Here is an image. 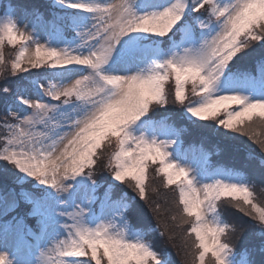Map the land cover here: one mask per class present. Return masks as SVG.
Returning a JSON list of instances; mask_svg holds the SVG:
<instances>
[{
  "label": "snow or ice",
  "instance_id": "obj_1",
  "mask_svg": "<svg viewBox=\"0 0 264 264\" xmlns=\"http://www.w3.org/2000/svg\"><path fill=\"white\" fill-rule=\"evenodd\" d=\"M48 7V15L18 6L0 15V77L45 69L2 89L0 161L36 185L25 188L16 176L18 191L0 187V264H20L7 246L24 236L51 237L29 264H171L148 239L157 229L131 218L138 201L149 202L153 165L192 220L191 264L209 256L213 264H264V202L248 165L214 164L219 147H186L188 128L167 110L171 97L181 119L218 133L225 148L252 141L259 155L248 150L246 159L264 176V0H49ZM18 11L28 18L23 27ZM6 45L19 46L10 65ZM30 89L50 102L31 99ZM97 165L106 183L96 179ZM123 184L136 195H116ZM222 201L249 218L258 244L229 243L245 222L223 219Z\"/></svg>",
  "mask_w": 264,
  "mask_h": 264
},
{
  "label": "trees",
  "instance_id": "obj_2",
  "mask_svg": "<svg viewBox=\"0 0 264 264\" xmlns=\"http://www.w3.org/2000/svg\"><path fill=\"white\" fill-rule=\"evenodd\" d=\"M13 5L18 6L19 8H28L31 9L33 7L39 8L41 12L45 15H48L51 12V9L48 7L49 0H10ZM14 50V48H12ZM11 50V51H12ZM45 72V69L35 70L33 69L29 73H20L17 76H11L9 74H5L4 77H0V124L3 123L5 113L2 112L5 108V97L6 94L2 92V89L5 87H10V83L17 85L24 84L26 77H32ZM10 97V94H7ZM171 97L169 98L168 112L172 114L173 119L177 123L178 126L184 125L188 128V134L185 136V145L188 144H203L205 149L210 152H215L216 148L219 147L223 149L220 155H213L212 162L214 164H224L227 166H234L238 168H243L245 165H248L247 171L250 172L251 179L255 184V194L256 199L264 202V176L260 175L258 172H252V168L254 166V162H250L246 159L247 151L254 150V154L259 155V147L255 145L252 141L248 140L246 137H242L241 140L247 147H242L239 150H233L232 148H225L224 142L218 133H213L211 129L208 128H200L194 127L187 120L181 119L180 115L182 109L179 105H173L171 103ZM189 99H194L189 94ZM163 110H161L162 114ZM202 124H213L212 121H204L200 122ZM0 131L5 133L3 127H0ZM262 133H264V129H262ZM5 135V134H4ZM2 135L1 137H3ZM0 150H2V145H0ZM105 158L108 153L111 151V147L107 145L105 142L104 147ZM0 169H6L4 175H0V187H15L16 190H19V186L13 183L12 178L19 176L24 183L25 188H32L33 185H36L35 181H31L28 183L26 179L23 178L22 173H18L15 169H12L11 165H6V162L0 161ZM97 175L96 179L101 183H106L108 178V172L106 170L99 169V165H97ZM149 180H148V203L144 201H138L139 209L134 210L132 214V222L136 224L138 228H156L157 231H150L148 234V239L152 242L153 246L158 250V243L168 239L169 235H172L174 239L169 240L171 244V248L174 250V253L177 257L184 256L188 251V249H192L191 240L192 238H188L187 243L185 242V233L190 229L192 220L187 218L186 216L181 215L182 205L178 204L179 194L175 185L170 187L164 186V179L156 172V166L153 165L149 169ZM103 191V189H101ZM121 191L127 192L129 197L135 196V192L128 187L127 184L120 185L119 189L116 192V195H119ZM37 194L39 195V191L37 190ZM263 198L261 199V197ZM176 205V206H174ZM159 206V214L153 211V208ZM27 211V208L22 207L20 209V214ZM220 211L222 214V218L228 221L229 223H236L243 221L245 222V231L241 234L239 231L236 233L229 232L228 237L229 243L236 247H240L243 244H258L259 241L255 240L250 233L253 232V229L248 225V217H245L242 213H239L228 201H222L220 205ZM177 216V220L173 221L172 216ZM181 219H189L188 223L180 224ZM29 224L34 223V218H29ZM160 230H166V235L161 237L159 235ZM26 238L31 239V236H26ZM172 249L170 252L172 253ZM159 251V250H158ZM172 258V257H171ZM261 258L257 256V261L260 262ZM171 264H181L178 261H171ZM206 264H213L212 258L209 256L206 258Z\"/></svg>",
  "mask_w": 264,
  "mask_h": 264
},
{
  "label": "rangeland",
  "instance_id": "obj_3",
  "mask_svg": "<svg viewBox=\"0 0 264 264\" xmlns=\"http://www.w3.org/2000/svg\"><path fill=\"white\" fill-rule=\"evenodd\" d=\"M4 0H0V15H2V2ZM16 6V5H13ZM19 8V7H18ZM22 9V8H19ZM17 18L20 22V26L23 27L24 24H26L28 22V18L25 17L22 12H17ZM12 47L10 46H5L4 48V58L7 64L10 65L11 61L14 59V57L18 54L19 51V46H17V48H15L14 50H12ZM10 89L11 90H15V88L17 87V85L10 83ZM11 95V93H9ZM29 96L31 99L33 100H40L43 102H50L49 99L45 96H41V95H34L31 91H29ZM16 111H19V106H14ZM2 112H4V110H2ZM3 121V120H2ZM262 132V129L260 130ZM5 133L0 131V137L2 135H4ZM186 146V145H185ZM258 147V146H257ZM263 198V196L261 197V199ZM176 206V205H174ZM33 237V236H32ZM164 238V237H163ZM51 237H44L42 243L40 244V249H43L44 247L47 246V244L49 243ZM29 241V239L22 237L20 240H18L16 243L13 239H9L8 241V246H7V250L9 251L11 257L14 260H17L20 262V264H29V262L34 261V258L36 256H38L39 251L38 252H33V253H27L25 251L19 252V253H14L16 251L15 247L20 245H24L25 242ZM158 250H165L168 253V256L170 258V261H178V263L180 262L181 264H191V260H192V249H188L187 252H185L186 254L184 256L181 257H177L174 253V250L171 248V244L169 243V239L165 240L163 239L162 242H159L158 244ZM170 249H172V253L170 252ZM172 257V258H171Z\"/></svg>",
  "mask_w": 264,
  "mask_h": 264
}]
</instances>
